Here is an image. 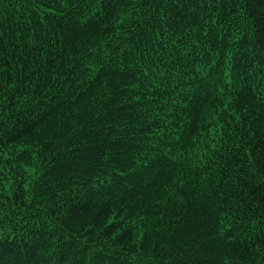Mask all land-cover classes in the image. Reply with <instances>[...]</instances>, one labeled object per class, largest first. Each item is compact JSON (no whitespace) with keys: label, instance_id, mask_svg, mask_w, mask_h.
<instances>
[{"label":"trees","instance_id":"16d2710c","mask_svg":"<svg viewBox=\"0 0 264 264\" xmlns=\"http://www.w3.org/2000/svg\"><path fill=\"white\" fill-rule=\"evenodd\" d=\"M0 264H264V0H0Z\"/></svg>","mask_w":264,"mask_h":264}]
</instances>
